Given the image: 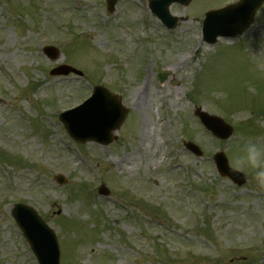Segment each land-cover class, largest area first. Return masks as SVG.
Returning a JSON list of instances; mask_svg holds the SVG:
<instances>
[{"label":"rangeland","instance_id":"rangeland-1","mask_svg":"<svg viewBox=\"0 0 264 264\" xmlns=\"http://www.w3.org/2000/svg\"><path fill=\"white\" fill-rule=\"evenodd\" d=\"M236 1L172 4L180 21L168 30L149 0H118L112 14L106 0H0V264H38L11 216L16 203L55 231L60 264H264V186L237 166L248 143L264 145V5L239 39L211 46L202 35L205 14ZM48 45L59 61L44 55ZM63 63L84 77H51ZM94 85L129 109L107 147L75 143L58 118ZM196 107L233 136L214 139ZM218 151L247 174L244 187L218 175Z\"/></svg>","mask_w":264,"mask_h":264},{"label":"water","instance_id":"water-1","mask_svg":"<svg viewBox=\"0 0 264 264\" xmlns=\"http://www.w3.org/2000/svg\"><path fill=\"white\" fill-rule=\"evenodd\" d=\"M117 0L108 1V9L113 12ZM190 0H157L152 2L153 12L162 21L174 28L176 19L169 14V6L173 2L188 3ZM264 0H241L238 4L229 6L223 10L213 11L207 14L204 21V39L208 43L214 44L219 36L237 37L242 35L251 25L254 14L260 8ZM45 53L51 59L59 57L58 51L53 47L44 49ZM81 72L76 69L63 65L54 69L52 75H68ZM164 76H160L163 80ZM94 114V118H88L84 112ZM127 115V111L121 107L117 97L109 94L103 88H96L93 97L80 108L67 112L61 116V120L66 124L70 135L78 141L85 142L94 140L109 144L115 138L112 136V130L119 128ZM205 125L212 129L220 138H229L232 134V128L223 123L220 119L210 117L199 112ZM113 116L114 122L108 124L105 128V122ZM104 128V129H103ZM186 147L201 156L199 148L193 144H186ZM218 167L222 175L229 176L238 183H244L245 178L242 174L229 168L227 159L223 155L217 157ZM62 184L63 179H58ZM103 194H109L105 188L100 189ZM19 211V213H16ZM13 216L28 237L36 255L41 264H59L58 244L54 233L45 224L38 221L34 212L23 206H18L13 211Z\"/></svg>","mask_w":264,"mask_h":264},{"label":"clouds","instance_id":"clouds-1","mask_svg":"<svg viewBox=\"0 0 264 264\" xmlns=\"http://www.w3.org/2000/svg\"><path fill=\"white\" fill-rule=\"evenodd\" d=\"M244 154L237 158V166H248L255 170V179L264 186V145L250 142L244 148Z\"/></svg>","mask_w":264,"mask_h":264},{"label":"bare ground","instance_id":"bare-ground-1","mask_svg":"<svg viewBox=\"0 0 264 264\" xmlns=\"http://www.w3.org/2000/svg\"><path fill=\"white\" fill-rule=\"evenodd\" d=\"M147 91V84L140 86L134 93L133 101L135 106L143 107L146 104L145 92Z\"/></svg>","mask_w":264,"mask_h":264}]
</instances>
